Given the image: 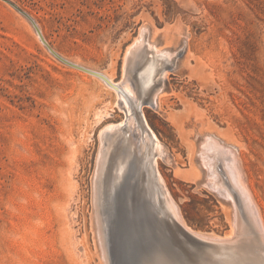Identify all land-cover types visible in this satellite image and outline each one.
<instances>
[{"label":"rangeland","instance_id":"rangeland-1","mask_svg":"<svg viewBox=\"0 0 264 264\" xmlns=\"http://www.w3.org/2000/svg\"><path fill=\"white\" fill-rule=\"evenodd\" d=\"M8 1L58 54L114 83L124 82L138 36L166 52L159 108L142 111L169 156L157 167L182 219L234 240L233 210L209 191L198 158L213 141L235 151L264 213V0ZM23 19L0 0V264H124L118 192L137 177L136 161L112 150L101 173L97 157L106 130L126 124L124 105L97 77L54 58ZM135 244L133 264H167L162 248L150 255Z\"/></svg>","mask_w":264,"mask_h":264},{"label":"bare ground","instance_id":"bare-ground-1","mask_svg":"<svg viewBox=\"0 0 264 264\" xmlns=\"http://www.w3.org/2000/svg\"><path fill=\"white\" fill-rule=\"evenodd\" d=\"M23 20H25V22L29 25L34 35L37 37L31 24L26 19H23ZM38 29L43 39L45 40L39 27ZM37 40H38V37H37ZM38 42L40 43L39 40ZM45 42L47 43L46 40ZM54 52L56 51L54 50ZM57 55L72 65H75L77 67H80L81 69H85L87 71L95 73V74H92L91 76L97 77L99 80H101L105 84V86L112 89L115 92L116 96H118V98L121 99L122 101L121 104L124 105L123 109L127 115V120L125 121L126 124L123 126L121 122V124L117 126L110 127L106 130L105 134L102 135L104 136L103 139L105 141L106 147L104 148L103 151L101 150L102 152L100 155H98L99 151L97 154V157L100 156L99 161H98L99 172L102 173V171L106 169L108 155L110 151L112 150L116 152L115 158L119 159L120 162L122 160L123 161L129 160L128 161L129 163L136 161V165L133 164V166H135V168L133 167V169L136 171L137 176H139L141 180L142 179L147 180L149 185L153 187V190L155 194L158 195L161 201V204L163 202L165 211L171 217L176 219L183 227H185L187 231L195 234L196 236H198L199 238L203 240L208 241L209 243L210 242L213 243V244H209L205 246L207 254L204 255L203 253L202 255L205 256L206 258H208L207 256L210 252L211 253L212 252H224V250H220L221 247L223 248V245L220 243L216 244L214 241L224 240L223 242L231 241V243H235L238 237L241 236L242 232L243 234H245L243 231V224H241L242 223L241 216L240 215L238 216L239 213H237L235 209L234 200L232 198L233 192H235L236 195L238 196V203L240 204V209H242V212L244 213L245 218H247L249 224L252 226L253 229L254 228L256 229L257 227L256 219H257L259 226L261 228V231L264 235V213H262L259 210V207L254 199V196L246 183V177L244 176V173L241 169L239 158L237 157L234 150L224 147V145L221 146L216 141H213L211 143L208 142V144H206V149H203L202 147L203 150L200 152L198 158H199V161L201 162V165L204 167L207 173L206 186L209 188V191H215L214 194H216V196L218 195L221 197L220 199V202L222 203L221 205L223 206V204H229V207L233 210V213H234L233 219H235L234 223L237 226L236 228L237 231L235 229L236 231L235 237L232 236L234 240L231 239L232 231L223 235L224 237L222 239H219L214 234H204L201 232H194L182 219L180 211H179V207L172 199L170 193L168 192L167 194L168 189L166 187L164 178L158 171V167H157L158 160L156 161V159L158 158L164 161L167 160L168 162L169 156L166 150L160 144V142L156 140L157 138L155 134L148 127L145 121V118H144L143 111H142V107L146 104L154 105L155 103L156 109L158 110L159 108V104H160L159 100L162 97V94L164 93L163 76L169 71L167 68L172 60V58L166 52H162L156 46L149 44L146 37L138 36L136 41L132 43L127 50V58L125 60L127 61L128 64L126 63L127 67H126V72L124 71L125 77L123 79L124 81L123 83H114L111 80V78L106 77L101 72L88 69L82 65L69 61L58 53ZM74 69H77V68H74ZM78 70L84 73H89V72H86L85 70H80V69ZM96 74L103 77L107 82L103 80L102 78L98 77ZM156 94H158V96L155 102L154 100H155ZM160 111L162 110L160 109ZM165 116H168V114H166ZM213 133H210V134H213ZM107 140L109 141L108 143H106ZM100 146L101 144L99 143V147ZM158 146L161 147L162 151L158 150ZM117 155H119L120 157ZM96 164H97V161H96ZM195 166H194V170L196 169ZM110 167L112 166L110 165L107 166V168H110ZM174 173L178 174L179 172L177 171ZM200 179H201V176H200ZM162 182L164 183V185L162 184ZM165 188L167 189V191ZM95 199L96 198L94 197V200ZM96 224H97V218H96ZM98 225L100 224H97L96 226ZM96 228L98 230V227ZM241 228H242V232L240 233ZM201 256L189 262L190 263L192 262L191 264H195L193 262H197V260H200ZM175 262L179 264V262L177 261Z\"/></svg>","mask_w":264,"mask_h":264},{"label":"water","instance_id":"water-1","mask_svg":"<svg viewBox=\"0 0 264 264\" xmlns=\"http://www.w3.org/2000/svg\"><path fill=\"white\" fill-rule=\"evenodd\" d=\"M2 1L9 4L31 24L40 43L54 58L67 66L85 70L68 63L58 56L45 42L37 25L28 14L12 2L8 0ZM96 75L105 80L100 75ZM118 194L121 195V200L126 202L124 209L118 206L119 214L117 215V221H120L117 223V232L119 233V244L123 253L121 255L125 257L124 264H128L127 260L133 264V258L130 255L133 252L132 244L136 242L134 247L145 243L146 254L150 255L158 247L162 248V258H165L164 260L167 264L174 262V260L177 262H183V259L191 261L200 257L203 253L206 255L205 246L213 244L187 231L176 219L171 217L165 211L163 202L161 204L158 195L155 194L153 187L149 185L147 180H141L139 176L131 177L130 186L128 185L122 191L120 190ZM232 198L236 212L239 213L238 216H241V224H243L245 234H243L241 228V236L238 237L235 243H231V241L223 242L224 240L221 241L222 243L216 242V244H222L226 250L224 252H210L207 257L213 260V264H216V262L220 264H264V235L258 220L256 219V229H253L247 218H245L242 209H240L238 196L235 192H233ZM109 242L108 249L110 246ZM127 257L129 258L127 259ZM202 257L205 256L202 255ZM111 263L113 264L112 261Z\"/></svg>","mask_w":264,"mask_h":264}]
</instances>
